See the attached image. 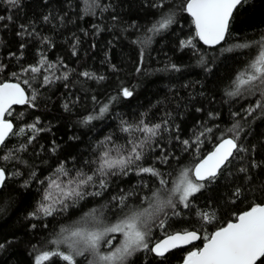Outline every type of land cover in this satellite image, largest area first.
<instances>
[{
  "label": "trees",
  "instance_id": "trees-1",
  "mask_svg": "<svg viewBox=\"0 0 264 264\" xmlns=\"http://www.w3.org/2000/svg\"><path fill=\"white\" fill-rule=\"evenodd\" d=\"M158 2L19 0L13 6L0 0V16L5 17L0 20V84L17 82L28 94V103L10 112L8 119L15 129L0 149V168L7 175L0 190V244L4 245L0 264H35V256L43 251L67 252L66 245L52 242L61 228L75 224L93 208L103 211L104 224L116 223L121 214L113 209V196L127 195L126 204L132 208L147 207L145 198L163 186L150 174L132 170L107 177V191L80 200L67 212L42 219L31 216L45 193L50 196L45 203H58L70 181L93 175L105 153L108 159L126 155L132 146L129 141L144 139L137 130L141 121L162 127L137 163L158 169L169 188L182 169L194 167L222 136L238 132L237 142L245 151L235 154L214 182L191 197L189 207L178 204L175 210L166 209L157 218L164 219V227H151L150 247L186 231L201 235L198 244L164 257L138 251L127 264H182L189 251L201 248L203 235L235 221L253 204H264V111L246 112L260 95L243 89L234 97L227 95L234 90L236 75L261 51L264 0H247L234 13L230 35L216 48L205 47L195 37L192 19L183 11L186 0H165L162 7H154ZM162 15L173 16L174 23L159 34L149 32ZM189 40L191 46H184L182 42ZM245 43L250 47H235ZM31 67L40 71H25ZM85 72L90 75L85 77ZM123 88L132 90V97H122ZM105 105L108 110L101 115ZM89 115L95 118L85 123ZM125 126L130 130L122 131ZM184 140L191 147L186 148ZM156 145L164 147L167 163ZM237 189L239 197L233 195ZM97 190L91 185L86 189ZM205 214L211 222L202 219ZM120 238L115 235L108 248L102 243L101 251L114 250ZM85 256H78L77 264L92 260L90 254ZM45 264L65 262L53 257Z\"/></svg>",
  "mask_w": 264,
  "mask_h": 264
},
{
  "label": "snow or ice",
  "instance_id": "snow-or-ice-1",
  "mask_svg": "<svg viewBox=\"0 0 264 264\" xmlns=\"http://www.w3.org/2000/svg\"><path fill=\"white\" fill-rule=\"evenodd\" d=\"M6 2L13 6L19 5V0H6ZM164 3L165 0H159L153 6L159 8ZM246 3L247 0H186L183 11L192 17V23L195 26V37H198L203 44L215 47L221 44L226 36L230 35L229 29L234 13ZM4 19L5 17L0 16V20ZM8 19L10 20L11 17H8ZM173 23V16L162 15L148 31L159 34L169 29ZM147 42L149 41H144V43ZM182 43L184 46H191V40ZM258 43L261 45L258 56L247 68L236 75L233 81L234 90L227 92L229 97L241 94L242 89L250 95L259 93L260 99L246 110L247 115H251L256 109L264 111V37ZM235 47L242 49L250 47V45L245 43L238 44ZM224 50L233 51L232 48ZM141 55H143V50ZM172 67L176 68L175 65H172ZM29 70L33 73L40 71L38 67L25 69L26 72ZM82 75L88 77L90 74L85 72ZM45 79L47 80V78ZM100 79H103V77H100ZM121 95L124 98H130L133 91L123 88L121 89ZM33 99H35L34 96ZM23 103H28V99L25 96L24 89L19 84H0V145H3L6 137L13 132V125L5 119V113L9 112L13 104ZM107 110V105L101 107V115ZM234 115H239V113ZM94 118L89 115L84 122L88 123ZM31 127L35 128L34 125ZM130 127L125 126L122 131L127 132ZM161 127V124L149 127L141 121L140 125L137 126V130L144 134V139L139 143L129 141L132 146L126 155L108 159V153H105L104 162L93 175H86L85 178L75 182L70 181L68 190L64 192L58 203H45V201L50 200V196L45 193L36 211L31 213V216L35 219H42L53 216L55 213L67 212L70 206H75L80 200L88 196L99 197L104 191H107L109 187L107 177L127 175L132 170H135L137 175L150 174L157 179L159 186H163L158 187L157 190L151 193L150 197L145 198L147 207L132 208L126 204L127 195L113 196L111 198L115 202L113 209L120 210L121 214V218L116 223L104 224L103 211L97 208L91 209L75 224L61 228L59 238L52 242L56 245H66L67 252L43 251L35 256V264H45L46 261H51L53 257L59 258L65 264H77L76 258L85 256L86 253L92 256V260L88 264H127V260L138 251L152 252L158 257H164L165 253L171 248L201 239V235H198L196 231H186L169 235L163 242L150 247L149 237L153 224L158 225L160 228L164 227V219L157 218L165 213L166 209L175 210L178 204L189 207L191 197L214 182L222 174L221 169L226 168L232 162L235 154L245 151V149L237 142L239 139L238 132H234L231 137H220V142L215 150L196 163L194 167L182 169L173 186L169 188L168 181L163 178L158 169L152 166L144 167L137 163L144 157V147L148 145L151 138L157 136ZM234 128L238 129L239 124L234 125ZM165 131H168L166 127ZM206 131L210 132L211 129ZM228 131L231 132L233 129ZM203 134L201 133V135ZM197 142H199L198 138ZM181 143L186 148L191 147L188 140ZM156 147L159 148L163 162L167 163L169 156L165 155L164 147L160 145H156ZM7 158L4 157V159ZM133 165H135V169L131 167ZM240 171L246 172L247 170L241 168ZM96 175L100 177L98 180H94ZM6 179L7 175L4 169L0 168V187L4 186ZM90 185L98 190L94 192L86 191ZM233 195L239 197L240 189H237ZM104 207H107V205ZM175 214L176 212L173 211V215ZM202 219L211 222L207 214ZM89 225H92V227L90 228ZM32 227L35 228L36 225L33 224ZM112 233L122 234L123 243L114 250L104 253L101 251V242L103 241L106 247H110V242L104 238ZM203 239L206 241L204 246L197 251L189 252L186 264H264V204H253L249 210L238 214L235 217V222L230 221L226 226L216 229L210 235H203ZM3 247L4 245L0 244V249ZM85 259H87L86 256Z\"/></svg>",
  "mask_w": 264,
  "mask_h": 264
},
{
  "label": "water",
  "instance_id": "water-1",
  "mask_svg": "<svg viewBox=\"0 0 264 264\" xmlns=\"http://www.w3.org/2000/svg\"><path fill=\"white\" fill-rule=\"evenodd\" d=\"M188 15H189V14H188ZM189 17L192 19V17H191L190 15H189ZM194 28H195V26H194ZM226 37H227V36H226ZM226 37H225V40H226ZM197 38H198V37H197ZM198 40H199V38H198ZM225 40H224V41H225ZM199 41H200V40H199ZM224 41H222L221 44L224 43ZM200 43H201L202 45H204L205 47H208V48H216V47H218V46L221 45V44H219V45H216L215 47H209L208 45L203 44L202 41H200ZM4 83L19 84V83L14 82V81H8V82H4ZM2 84H3V83H2ZM19 85H20V84H19ZM20 87L24 89L25 96H26L27 99H28L27 91L25 90V88H24L22 85H20ZM25 104H26V103H23V104H13V105L11 106V108L9 109V112H8V113H5V119H6L7 121H9V122L12 123V125H13V131H14V129H15V126H14L13 122H12L11 120L8 119V116H9L10 112H11L14 108H16L17 106H23V105H25ZM12 133H13V132H12ZM12 133H10V134L6 137L4 143L6 142V140L9 138V136H10ZM219 142H220V141H219ZM219 142L216 144V146L219 144ZM3 145H4V144H3ZM3 145H0V149L2 148ZM216 146H215V147H216ZM215 147L213 148L212 151L215 150ZM212 151H211V152H212ZM211 152H209L208 154H210ZM208 154H207V155H208ZM207 155H206V156H207ZM206 156H205V157H206ZM205 157H203L201 160H203ZM221 171H222V169H221ZM5 181H6V180H5ZM1 189H2V187H0V190H1ZM231 222H235V221H231ZM225 226H226V225H225ZM223 227H224V226H223ZM176 233H184V232H176ZM176 233H174V234H176ZM197 234L200 235L199 233H197ZM171 235H172V234H171ZM168 236H169V235H168ZM168 236L164 237L163 239H161L160 241H158V242H156V243L163 242L165 239H167ZM200 240H201V239H199V240H193L191 243H188V244H181V245L178 246V247L171 248V249H169V250L165 253V256H166L168 253H170V252H172V251H174V250L190 248V247H192V246L198 244V243L200 242ZM156 243H155V244H156ZM205 243H206V241L203 243V245L201 246V248L204 246ZM155 244H154V245H155ZM154 245H153V246H154ZM199 249H200V248H199ZM199 249H194V250H191V251H197V250H199ZM191 251H189V252H191ZM189 252L187 253V255H186L184 261L182 262V264H186V261H187V257H188ZM153 255L156 256L154 253H153ZM156 257H158V256H156Z\"/></svg>",
  "mask_w": 264,
  "mask_h": 264
},
{
  "label": "rangeland",
  "instance_id": "rangeland-1",
  "mask_svg": "<svg viewBox=\"0 0 264 264\" xmlns=\"http://www.w3.org/2000/svg\"><path fill=\"white\" fill-rule=\"evenodd\" d=\"M57 183H58V181H57ZM56 183V187L58 188V184ZM54 193V187H53V190H52V194ZM58 193H59V190H58ZM55 194V193H54ZM120 235L121 236V238H120V241H118L115 245H113V249H115V248H117V247H119L122 243H123V236H122V234H120V233H112V235H108V236H106L104 239L105 240H107V241H109L110 242V245H111V243L114 241V236L115 235ZM114 235V236H113ZM102 243H104L103 241L101 242V245H102ZM106 248H108V247H106Z\"/></svg>",
  "mask_w": 264,
  "mask_h": 264
}]
</instances>
